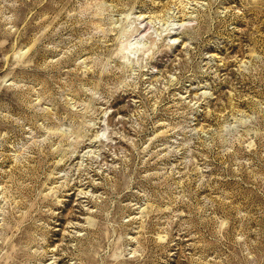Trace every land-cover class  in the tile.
Segmentation results:
<instances>
[{
  "label": "rangeland",
  "instance_id": "1",
  "mask_svg": "<svg viewBox=\"0 0 264 264\" xmlns=\"http://www.w3.org/2000/svg\"><path fill=\"white\" fill-rule=\"evenodd\" d=\"M0 264H264V0H0Z\"/></svg>",
  "mask_w": 264,
  "mask_h": 264
}]
</instances>
